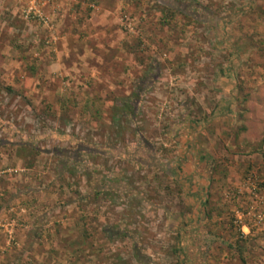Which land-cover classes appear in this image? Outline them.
<instances>
[{"label":"rangeland","instance_id":"obj_1","mask_svg":"<svg viewBox=\"0 0 264 264\" xmlns=\"http://www.w3.org/2000/svg\"><path fill=\"white\" fill-rule=\"evenodd\" d=\"M66 1L0 9V264H264V0Z\"/></svg>","mask_w":264,"mask_h":264},{"label":"crops","instance_id":"obj_2","mask_svg":"<svg viewBox=\"0 0 264 264\" xmlns=\"http://www.w3.org/2000/svg\"><path fill=\"white\" fill-rule=\"evenodd\" d=\"M15 0H0V9L2 10H6L5 12L8 13V15H12L14 14V12H19V8L20 6H17L16 2L19 1H15ZM15 5V6H14ZM72 4H68L66 0H55L52 1V3L49 5V7H47L48 13H49V17L51 20H53L55 22V26L57 29H59L60 24L62 25L64 22V16L71 12L74 11V9L78 8L77 5L73 6V8L71 7ZM4 12V11H3ZM19 14V13H18ZM79 14V12L77 13ZM25 23V22H24ZM62 31V29H61ZM62 35V34H61ZM63 36H61V40H62ZM61 46L62 50H61V61H63V59H65L63 56H68L67 54H74L75 58H79L82 59L83 55L87 54L85 53L86 50L82 47V44L79 42L78 43V50H75L74 52L71 50V48H69L67 46V42L61 41ZM67 46V47H66ZM75 58H73L74 60H76Z\"/></svg>","mask_w":264,"mask_h":264},{"label":"built area","instance_id":"obj_3","mask_svg":"<svg viewBox=\"0 0 264 264\" xmlns=\"http://www.w3.org/2000/svg\"><path fill=\"white\" fill-rule=\"evenodd\" d=\"M20 17L26 21H36L43 26L51 27V19L47 7L55 0H18Z\"/></svg>","mask_w":264,"mask_h":264},{"label":"trees","instance_id":"obj_4","mask_svg":"<svg viewBox=\"0 0 264 264\" xmlns=\"http://www.w3.org/2000/svg\"><path fill=\"white\" fill-rule=\"evenodd\" d=\"M170 1V0H169ZM162 6H164V7H166L165 5H162ZM167 8V7H166ZM8 142L10 143V141H5L4 139H0V145H4V144H8ZM11 144V143H10ZM28 145V144H27ZM29 146V145H28ZM30 147V150L33 152V153H37L38 151H39V149L38 148H36L35 146H29ZM56 151V152H55ZM53 154H55V155H57V156H60L61 154H63V153H69L70 151H69V149H62L61 150V148L59 149V148H57V147H55L54 149H53ZM72 152V151H71Z\"/></svg>","mask_w":264,"mask_h":264}]
</instances>
